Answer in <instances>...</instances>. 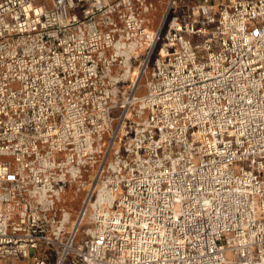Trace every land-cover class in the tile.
Returning <instances> with one entry per match:
<instances>
[{"label":"built area","instance_id":"obj_1","mask_svg":"<svg viewBox=\"0 0 264 264\" xmlns=\"http://www.w3.org/2000/svg\"><path fill=\"white\" fill-rule=\"evenodd\" d=\"M3 258L264 264V0H0Z\"/></svg>","mask_w":264,"mask_h":264},{"label":"rangeland","instance_id":"obj_2","mask_svg":"<svg viewBox=\"0 0 264 264\" xmlns=\"http://www.w3.org/2000/svg\"><path fill=\"white\" fill-rule=\"evenodd\" d=\"M185 1L188 2V3H190V2H195L197 0H185ZM135 67H136V65H135ZM129 81H130V77H128V78L125 77L124 78V82L121 84V87H120L121 95L127 90ZM144 93H145V90L143 89V90H141L139 92V95L141 96ZM115 114H117V111H116ZM93 172H94V168L91 167L89 169V172L86 173L83 176V179L81 181L83 183H86L85 184L86 186H85V188L82 189L81 192H77L76 193V189L78 188V185H79L78 183H77L75 189L72 188L71 190L70 189L68 190V192H70V193L67 196V206H66L65 209L66 210H70L72 212V218H75L76 217V214H77V212H78V210H79V208H80V206L82 204V200L84 199V196H85V191L84 190L87 188V186H88V184H89V182H90V180L92 178ZM58 209L59 210L62 209L61 204L59 205ZM82 235H83V233H82ZM7 262L9 264H32V262L29 261L28 259L27 260L13 259V258H9V259L8 258L7 259H4L3 258V259H0V264H8Z\"/></svg>","mask_w":264,"mask_h":264},{"label":"bare ground","instance_id":"obj_3","mask_svg":"<svg viewBox=\"0 0 264 264\" xmlns=\"http://www.w3.org/2000/svg\"><path fill=\"white\" fill-rule=\"evenodd\" d=\"M140 49H137L136 50V52L137 53H139L140 51H139ZM132 75H134V71L133 70H130V69H126V71H125V76L126 77H130V76H132ZM125 86V85H124ZM79 185V189H83V187H85V183H78ZM69 193L70 192H66L65 193V195L62 197V199H61V206H62V209L64 210L65 208H66V206H67V196L69 195ZM66 213H67V215H69V216H72V212L70 211V210H66ZM8 263V262H7ZM9 264V263H8Z\"/></svg>","mask_w":264,"mask_h":264}]
</instances>
